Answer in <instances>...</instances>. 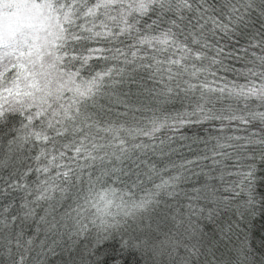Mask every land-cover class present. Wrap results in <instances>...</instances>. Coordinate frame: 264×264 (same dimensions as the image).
<instances>
[{"label":"snow or ice","instance_id":"1","mask_svg":"<svg viewBox=\"0 0 264 264\" xmlns=\"http://www.w3.org/2000/svg\"><path fill=\"white\" fill-rule=\"evenodd\" d=\"M0 264H264V0H0Z\"/></svg>","mask_w":264,"mask_h":264}]
</instances>
